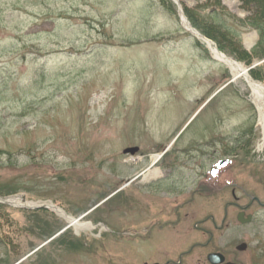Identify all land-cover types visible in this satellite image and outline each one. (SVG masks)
<instances>
[{
  "label": "rangeland",
  "instance_id": "374dc122",
  "mask_svg": "<svg viewBox=\"0 0 264 264\" xmlns=\"http://www.w3.org/2000/svg\"><path fill=\"white\" fill-rule=\"evenodd\" d=\"M221 5L249 14L240 0H0V264H210L211 252L264 264V207L254 203V221L240 225L230 206L228 229L204 225L210 242L184 217L197 175L205 184L221 160L214 186L194 196L195 221L214 214L220 225L235 201L227 181L242 187V206L264 194V132L250 89L183 21L196 29L185 7ZM239 30L251 50L258 31ZM134 146L135 155L123 152ZM172 161L167 188L149 186L147 175ZM1 197L52 203L94 227ZM174 197L186 206L178 231L165 217L148 234Z\"/></svg>",
  "mask_w": 264,
  "mask_h": 264
},
{
  "label": "flooded vegetation",
  "instance_id": "af4514ba",
  "mask_svg": "<svg viewBox=\"0 0 264 264\" xmlns=\"http://www.w3.org/2000/svg\"><path fill=\"white\" fill-rule=\"evenodd\" d=\"M167 153H168V151H163V153L159 154V156L154 159V161L151 164L150 168L155 167L156 164H158V163L163 164L164 161L162 159L167 155ZM191 158L194 159V164H197V165L199 164L198 161H197V158H195L193 156H191ZM162 161H163V163H162ZM226 163H227V160H221L218 163L217 166L213 165L212 168H211L212 174L207 177V180H205V182H206L205 184H209V185L213 184L212 186H214V181H215L214 179H215V175H216L217 169L219 167L225 165ZM171 164L172 165L170 167L165 169V172L159 171L158 173H156L155 169H153L152 172H150L147 175V176L151 177L150 179H153V182H150L148 185L149 186H156V187H159V188H167V184H166L165 181H167L170 176L172 177L174 174H176L175 171L178 170V165H177L178 162L177 161L176 162L172 161ZM197 177L198 178L196 180H194V182H193V184H195V188L192 187L193 190H192V193H191L190 197L187 198V200L184 202L187 207L189 206L187 208L189 210H186L184 217L192 218L191 222H194V224H193L194 230L202 231L204 234L207 233V234H209L211 236L208 242H210L212 240L213 232H211L210 229H207L204 225L210 224V226L213 229H219V230L228 229L231 226V220H230L231 216L228 214V209H229L230 206L237 207L239 209L238 212L245 211V216H247L249 214L252 215L253 218H252L251 222L241 223L240 221H238V224H240V225L251 224L254 221L255 214H253L250 211L248 212V210H250L253 207L254 203H257L259 206L264 207V194H263V197H262L263 199H261V196H259V195L258 196L257 195H252L251 196V203H248V204H246L244 206L240 205L238 203L240 198L236 195V190L242 189V187H240L237 183L232 184L231 181H227V183H224L223 186H221V188L224 189V190L231 189V193H232V196L235 199V201H233V202L232 201H228L225 204V214L221 218L220 225L217 224V219H216L214 214H209L204 219L195 221L194 220V216L192 215L193 209H190V207L193 205V201L195 199L194 196L201 190L200 189L201 186L205 185L203 180L199 181L200 177H203V174H198ZM137 178L138 177H135V179H137ZM168 202L169 203H166L165 205L161 204L159 206V208L156 210V216L151 218V222L149 223V226L146 227L148 234H152V232H155V229H156V231H158L162 227H164L165 225H162L161 222H162V219H164L165 217H167V218H165L166 221H167V224H170V226H172V228L175 229V230L178 229V225H179L180 221L182 220V210H183L185 205L183 206V204L181 203V200L179 199V197H174L173 199H169ZM236 218H237V216H236ZM242 243L246 244V247H245L244 250H240L238 248V246L240 244L236 248L238 250L244 252V251L247 250L248 244H247V242H242ZM196 245H198V244H196ZM199 245L205 246L204 244H199ZM193 248L194 247H192V249L187 251L186 253H191L193 251ZM207 260L209 261L208 256H207ZM225 261L235 262V263H239V264H246L245 261L239 260L238 257H234V258L229 259V260L226 258ZM181 262H182L181 258H180L179 261H174L172 259H168L164 264H180ZM209 263L212 264L210 261H209ZM151 264H162V263L159 262V261H155V262H153Z\"/></svg>",
  "mask_w": 264,
  "mask_h": 264
},
{
  "label": "trees",
  "instance_id": "16d2710c",
  "mask_svg": "<svg viewBox=\"0 0 264 264\" xmlns=\"http://www.w3.org/2000/svg\"><path fill=\"white\" fill-rule=\"evenodd\" d=\"M249 11L245 18H239L223 5L209 12L199 7H185V13L193 27L214 40L221 51L233 54L248 66L264 60V0H240ZM252 27L258 31L259 39L251 50H246L240 38L239 28ZM252 76L264 82V62L250 69Z\"/></svg>",
  "mask_w": 264,
  "mask_h": 264
},
{
  "label": "bare ground",
  "instance_id": "6f19581e",
  "mask_svg": "<svg viewBox=\"0 0 264 264\" xmlns=\"http://www.w3.org/2000/svg\"><path fill=\"white\" fill-rule=\"evenodd\" d=\"M183 21L190 31L193 33L197 34L199 36V32L195 30L194 28L191 27L189 22L186 20L185 17H183ZM207 44L209 49L211 50L213 56L223 62L225 65H227L233 75V77L238 80L242 79L244 80L246 86L248 89H250L251 92V100L253 103L256 105L257 111H258V120L259 124L263 127V132H264V83L260 80L255 79L249 71H247L246 66H244L242 63L234 59L233 57H230L226 55L225 53L221 52L217 46L214 44L212 40H209L203 36H200ZM264 135V133H263ZM159 155H154V158H157ZM16 202L10 201L9 202L15 206H24V207H32L35 205H38V203H23L19 198L15 199ZM41 204V203H39ZM50 206V208L54 211H56L58 214L62 215L65 217L67 220H70L73 222L74 226L78 229L81 230L83 228H92L94 227L93 224L88 223V222H82L78 218H74L72 216H68L65 214V212L55 206L52 203H45Z\"/></svg>",
  "mask_w": 264,
  "mask_h": 264
},
{
  "label": "water",
  "instance_id": "95a60500",
  "mask_svg": "<svg viewBox=\"0 0 264 264\" xmlns=\"http://www.w3.org/2000/svg\"><path fill=\"white\" fill-rule=\"evenodd\" d=\"M198 32V31H197ZM199 36H203L201 33H199ZM205 37V36H203ZM206 38V37H205ZM257 65V63L255 64ZM255 65L251 66V67H247V71H249L251 68L255 67ZM234 79V78H233ZM140 150V148L138 146H134V147H128L126 149L123 150V152L125 154H131V155H135L138 151ZM1 202L4 203H10L9 200L6 197H1ZM28 208H47V209H51L49 205L42 203V204H38L32 207H28ZM252 215L249 214L247 216H245V211H240L237 215V219L238 221H240L241 223H248L252 221ZM73 222L69 220V226L72 225ZM246 247L245 243H242L238 246V248L240 250H244ZM208 259L212 264H239V263H235V262H230V261H225L226 257L223 253L221 252H212L208 255Z\"/></svg>",
  "mask_w": 264,
  "mask_h": 264
}]
</instances>
